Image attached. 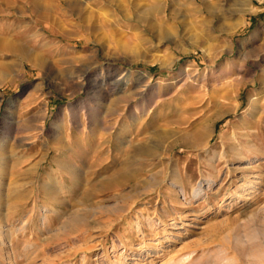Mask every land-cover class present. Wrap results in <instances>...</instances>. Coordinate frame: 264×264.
Here are the masks:
<instances>
[{"label":"rangeland","instance_id":"1","mask_svg":"<svg viewBox=\"0 0 264 264\" xmlns=\"http://www.w3.org/2000/svg\"><path fill=\"white\" fill-rule=\"evenodd\" d=\"M160 1L0 0V264H264V0Z\"/></svg>","mask_w":264,"mask_h":264},{"label":"bare ground","instance_id":"2","mask_svg":"<svg viewBox=\"0 0 264 264\" xmlns=\"http://www.w3.org/2000/svg\"><path fill=\"white\" fill-rule=\"evenodd\" d=\"M233 1V5H239L238 7H231V3H230V8H223L222 10L225 11L224 14L222 15V19H225L228 17V15H236V16H241L243 15L245 12H247L249 9L247 8V5H248V2L246 0H240L239 1V4L236 3V0H232ZM231 1V2H232ZM68 3V2H66ZM73 3V1H72ZM70 3V5L72 4ZM195 3L198 4V6H201L202 8L200 10H197V11H202V10H207L209 11L214 17H216V11L213 12V10L215 8H218V5L217 4H214V2L210 1V0H195ZM76 4V2H75ZM74 4V6H75ZM69 5V3H68ZM77 6V4H76ZM73 7V5H72ZM79 7V6H78ZM167 7V9H166ZM196 7V6H195ZM224 7V6H223ZM76 8V7H75ZM80 8H82V6H80ZM79 8V9H80ZM164 9H166V11L169 9L171 10L172 13H176L178 11L182 12V13H187L188 12V7L186 6L185 3L179 1V0H165L164 2L163 1H160L158 2L155 6H152V5H149L147 4V7L145 8V11H157V12H162ZM236 18L235 21L233 23H230L228 26L230 27V29H233L241 24L244 23V21L240 18ZM226 23V22H225ZM221 25V24H220ZM4 46H13V49H15L17 52H20V53H23L25 54V48L22 46V45H19V44H16V43H13V44H2ZM1 46V45H0ZM30 50V49H29ZM28 50L26 49V52ZM129 82V80L126 81V84ZM147 88H145V91H146ZM147 94V93H146ZM254 98H252L253 100ZM35 124V123H34ZM0 144H2V140L0 139ZM148 148V147H147ZM138 149V148H137ZM2 150V149H1ZM139 151V150H138ZM4 153V152H3ZM3 153L0 152V168L2 167V160L4 159L3 158ZM148 153V152H147ZM7 156V155H6ZM4 162V161H3ZM69 165V164H68ZM127 165V164H126ZM126 169V168H125ZM132 174V173H131ZM128 175V174H127ZM122 176V175H121ZM124 176V175H123ZM126 177V176H125ZM1 201V200H0ZM1 218V217H0ZM70 220V219H69ZM79 221V219H78Z\"/></svg>","mask_w":264,"mask_h":264}]
</instances>
